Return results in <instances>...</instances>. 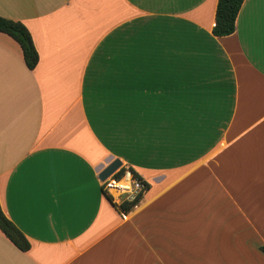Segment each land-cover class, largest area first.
<instances>
[{
    "label": "crops",
    "instance_id": "crops-1",
    "mask_svg": "<svg viewBox=\"0 0 264 264\" xmlns=\"http://www.w3.org/2000/svg\"><path fill=\"white\" fill-rule=\"evenodd\" d=\"M0 0V264H264V0ZM149 184L120 212L113 159Z\"/></svg>",
    "mask_w": 264,
    "mask_h": 264
},
{
    "label": "trees",
    "instance_id": "trees-1",
    "mask_svg": "<svg viewBox=\"0 0 264 264\" xmlns=\"http://www.w3.org/2000/svg\"><path fill=\"white\" fill-rule=\"evenodd\" d=\"M244 0H218L215 25L213 33L216 36H227L235 32L237 15ZM0 31L13 37L21 46L25 63L29 69L35 68L39 60V54L33 42L32 35L25 24L21 21L0 16ZM132 169V168H131ZM125 171L122 167L115 175L120 177ZM134 174L145 183V191L149 184L143 177L132 169ZM106 198L122 213L133 209L141 200L143 193H140L133 200L124 199L121 204H116L110 194L104 191ZM0 229L1 231L21 250H27L30 242L24 233L7 217L0 205ZM264 251V244L261 245Z\"/></svg>",
    "mask_w": 264,
    "mask_h": 264
},
{
    "label": "built area",
    "instance_id": "built-area-1",
    "mask_svg": "<svg viewBox=\"0 0 264 264\" xmlns=\"http://www.w3.org/2000/svg\"><path fill=\"white\" fill-rule=\"evenodd\" d=\"M124 168L125 171L120 177L115 175L120 170L118 169L107 179L101 180L104 191L112 196L116 204H121L124 199L133 200L146 189L144 181L137 177L130 167Z\"/></svg>",
    "mask_w": 264,
    "mask_h": 264
},
{
    "label": "water",
    "instance_id": "water-1",
    "mask_svg": "<svg viewBox=\"0 0 264 264\" xmlns=\"http://www.w3.org/2000/svg\"><path fill=\"white\" fill-rule=\"evenodd\" d=\"M123 166L122 160L115 158L111 160L100 172L99 177L101 180L107 179L110 175L116 172Z\"/></svg>",
    "mask_w": 264,
    "mask_h": 264
},
{
    "label": "rangeland",
    "instance_id": "rangeland-1",
    "mask_svg": "<svg viewBox=\"0 0 264 264\" xmlns=\"http://www.w3.org/2000/svg\"><path fill=\"white\" fill-rule=\"evenodd\" d=\"M124 167H126V165L123 164Z\"/></svg>",
    "mask_w": 264,
    "mask_h": 264
}]
</instances>
